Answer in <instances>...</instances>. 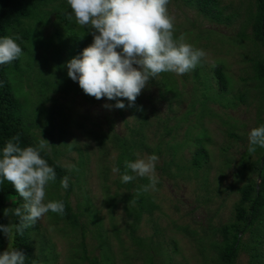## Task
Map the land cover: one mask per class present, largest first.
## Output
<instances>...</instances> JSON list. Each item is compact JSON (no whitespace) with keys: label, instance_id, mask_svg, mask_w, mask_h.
<instances>
[{"label":"rangeland","instance_id":"374dc122","mask_svg":"<svg viewBox=\"0 0 264 264\" xmlns=\"http://www.w3.org/2000/svg\"><path fill=\"white\" fill-rule=\"evenodd\" d=\"M218 1L222 19L217 23L183 0H169L174 39L183 35L206 56L186 74L166 72L150 79L132 109H107L105 104L116 101L88 96L68 77L65 65L74 55L63 41L72 42L54 13L39 28L42 45L22 56L15 84L29 118L35 119L32 134L49 142L52 148L46 151L68 172V188L50 183L45 201L66 199L75 224L49 211L30 227L32 264H222L217 229L229 228L239 208L247 211L243 188L260 182L252 171L260 152L257 146L248 151V134L264 124V98L251 81L254 62L264 63V50L249 39L253 0ZM87 30L82 49L93 42ZM216 67L225 75L224 91ZM62 75L65 90L52 86ZM199 148L205 162L195 171L191 159ZM152 154L159 157L158 183L146 192L154 206H147L131 231L125 196L150 181L128 170L135 178L131 186L123 183L120 166ZM17 217L3 212L0 225L15 224ZM252 231L253 236H241L234 264H250L254 251L264 264V230ZM9 246L11 240L0 232V253Z\"/></svg>","mask_w":264,"mask_h":264},{"label":"clouds","instance_id":"9594fccd","mask_svg":"<svg viewBox=\"0 0 264 264\" xmlns=\"http://www.w3.org/2000/svg\"><path fill=\"white\" fill-rule=\"evenodd\" d=\"M67 4L71 13L65 18L71 21L74 16L76 23L89 29L93 36V42L81 55L66 63L67 75L78 82L86 95L97 100H115L114 106H103L107 109H124L125 104L119 98L126 99L128 107L135 106L150 79L166 72L186 74L206 56L203 49L187 43L183 35L174 39V18L169 14V0H67ZM20 39V36L0 38V65L9 64L23 54L16 42ZM248 140L250 153L256 151V146L264 148V124L251 129ZM51 148L41 137L36 146L22 148L19 136L12 137L3 147L0 183L6 180L12 184L24 201L22 208L4 210L5 216L14 214L20 218L19 224L0 225V232L9 241L17 233L22 234L34 226L49 211L64 212L63 201H45L46 189L55 182L56 173L42 158L41 152ZM158 159L152 154L134 162L126 160L121 181L128 183L135 178L128 174L131 170L140 177H148L150 183L143 187L144 191L156 190ZM68 181L69 177H63L61 187L67 189ZM25 261V254L10 246L0 253V264H25Z\"/></svg>","mask_w":264,"mask_h":264},{"label":"trees","instance_id":"16d2710c","mask_svg":"<svg viewBox=\"0 0 264 264\" xmlns=\"http://www.w3.org/2000/svg\"><path fill=\"white\" fill-rule=\"evenodd\" d=\"M187 5L195 7L203 17L213 22H220L222 19V11L218 0H183ZM254 12L249 14L252 33L249 37L251 42H256L264 50V0H253ZM51 8V9H48ZM54 13L56 24L60 25L62 31L66 33L72 43L63 41L64 46L72 53L74 57L81 55V41L87 35L88 30L79 26L75 18L71 21L67 20L66 14L71 13L70 6L67 0H0V38L5 36H20L21 39L16 42L22 48V55L15 61L9 64L0 65V155H2L3 147L6 142L12 137L19 136V145L23 147L36 146L39 139L32 134L33 124L35 119H30L26 112L25 102L22 100V93L16 87V79L22 74V56L30 52V49L35 50L42 45L40 37V27L46 22L50 14ZM58 35V34H57ZM59 36V35H58ZM62 41V40H61ZM49 47V43L46 44ZM57 55L59 51H57ZM254 74L251 81L255 82L254 89L261 93L264 98V63L262 61L254 62ZM218 86L221 90H226L227 84L225 75L221 67L214 68ZM54 88L65 90L67 81L63 75L58 79ZM123 99V98H122ZM124 100L125 106L128 107V101ZM138 106L129 107L130 109ZM125 143L122 142V145ZM260 156L256 161L253 172L260 179L258 186L255 183L246 185L243 188L244 197L242 202L248 205V209H238L233 223L227 226L220 227L217 232L222 236L220 243L216 244L217 259L222 264H234V260L242 247L241 236L246 232L253 234L252 230L262 232L264 230V213L261 211L264 205V148L257 146ZM49 166L56 173V180L52 183L57 186L61 179L67 176L68 172L45 150L41 152ZM206 153L203 148H199L193 154L191 166L195 171L202 167V162H205ZM121 173H125V166H120ZM2 179V177H0ZM148 181H142L135 188V193L126 195L125 200L130 206H124L125 213L132 218L129 225L130 230L138 225L141 220L142 212L148 211V207H153L149 199V195L143 190V187ZM131 186V182H128ZM64 203L63 214L53 213L55 217H64L75 224V216L71 213L66 199H60ZM134 202L132 206L130 203ZM23 198L15 191L12 184L6 180L0 183V214L8 207L19 208L23 207ZM148 206V207H147ZM20 218L15 219V224H19ZM29 228L25 229L22 234L17 233L11 240V247L22 251L26 256L25 264H32L29 259L28 243H29ZM99 234V230L97 231ZM253 236V235H252ZM101 238L102 235L100 234ZM139 241V240H137ZM255 243L252 245L254 246ZM247 246V245H246ZM254 248L252 249V251ZM108 257H105L107 261ZM153 258V256H152ZM260 256L257 252L252 253L250 264H262Z\"/></svg>","mask_w":264,"mask_h":264}]
</instances>
